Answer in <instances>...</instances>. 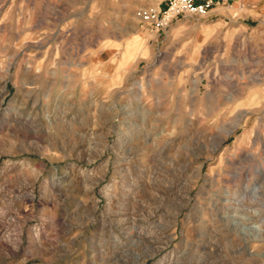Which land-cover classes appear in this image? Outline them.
Wrapping results in <instances>:
<instances>
[{
	"label": "rangeland",
	"instance_id": "obj_1",
	"mask_svg": "<svg viewBox=\"0 0 264 264\" xmlns=\"http://www.w3.org/2000/svg\"><path fill=\"white\" fill-rule=\"evenodd\" d=\"M165 1L0 0V264H264V0Z\"/></svg>",
	"mask_w": 264,
	"mask_h": 264
},
{
	"label": "built area",
	"instance_id": "obj_2",
	"mask_svg": "<svg viewBox=\"0 0 264 264\" xmlns=\"http://www.w3.org/2000/svg\"><path fill=\"white\" fill-rule=\"evenodd\" d=\"M229 0H166L162 8L139 10L138 17L151 31L158 32L172 22L187 17H205L214 7L226 5Z\"/></svg>",
	"mask_w": 264,
	"mask_h": 264
},
{
	"label": "bare ground",
	"instance_id": "obj_3",
	"mask_svg": "<svg viewBox=\"0 0 264 264\" xmlns=\"http://www.w3.org/2000/svg\"><path fill=\"white\" fill-rule=\"evenodd\" d=\"M259 173H263L262 168L258 169ZM260 188L261 187H254L252 194L254 195V199L258 198V195L261 194L260 193ZM252 188H250V186H248V184H246L244 191L245 192H249ZM263 194V193H262ZM246 199V198H245ZM244 200H238L236 203V207H234L232 209L231 213H226L225 215L221 216V220L224 222H230L233 226L239 227L241 228V230H243L244 233H246L245 231L251 230L254 232H259L261 231L260 227L251 224L252 226L247 227V226H243V224L241 223V221L239 219H237V215H240L241 211L240 208H238V206H241L243 204ZM244 213V212H243ZM250 218V217H249ZM253 219V218H252Z\"/></svg>",
	"mask_w": 264,
	"mask_h": 264
},
{
	"label": "crops",
	"instance_id": "obj_4",
	"mask_svg": "<svg viewBox=\"0 0 264 264\" xmlns=\"http://www.w3.org/2000/svg\"><path fill=\"white\" fill-rule=\"evenodd\" d=\"M235 1H238V0H235ZM219 6H217V7H214L211 11H213V10H215V9H217ZM158 8H161L160 7V5H158Z\"/></svg>",
	"mask_w": 264,
	"mask_h": 264
}]
</instances>
